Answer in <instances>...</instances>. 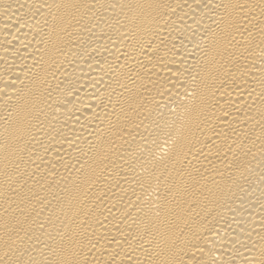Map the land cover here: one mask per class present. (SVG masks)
I'll return each instance as SVG.
<instances>
[{
    "label": "bare ground",
    "instance_id": "bare-ground-1",
    "mask_svg": "<svg viewBox=\"0 0 264 264\" xmlns=\"http://www.w3.org/2000/svg\"><path fill=\"white\" fill-rule=\"evenodd\" d=\"M0 264H264V0H0Z\"/></svg>",
    "mask_w": 264,
    "mask_h": 264
}]
</instances>
